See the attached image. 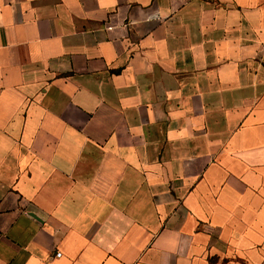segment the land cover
<instances>
[{"label": "crops", "instance_id": "0c3cea01", "mask_svg": "<svg viewBox=\"0 0 264 264\" xmlns=\"http://www.w3.org/2000/svg\"><path fill=\"white\" fill-rule=\"evenodd\" d=\"M0 264H264V0H0Z\"/></svg>", "mask_w": 264, "mask_h": 264}, {"label": "built area", "instance_id": "2783aa9c", "mask_svg": "<svg viewBox=\"0 0 264 264\" xmlns=\"http://www.w3.org/2000/svg\"><path fill=\"white\" fill-rule=\"evenodd\" d=\"M62 254L61 253H59V254H57V257H60Z\"/></svg>", "mask_w": 264, "mask_h": 264}]
</instances>
